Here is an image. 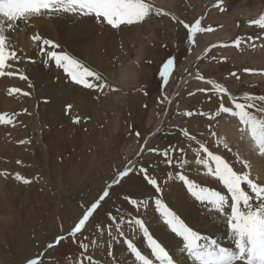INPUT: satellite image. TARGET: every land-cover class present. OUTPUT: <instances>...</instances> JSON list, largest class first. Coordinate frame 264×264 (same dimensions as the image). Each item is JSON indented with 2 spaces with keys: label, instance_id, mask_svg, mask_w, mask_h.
<instances>
[{
  "label": "rangeland",
  "instance_id": "1",
  "mask_svg": "<svg viewBox=\"0 0 264 264\" xmlns=\"http://www.w3.org/2000/svg\"><path fill=\"white\" fill-rule=\"evenodd\" d=\"M155 1L147 0L171 15L153 14L142 23L131 25L138 41L129 46L131 53L125 61L129 69H125L127 76L123 79L128 84L125 86L119 81L112 82L122 77L114 75L110 79L105 74L122 68L116 63L117 58L108 60V68L103 63L106 69L100 72L90 65L91 61L72 57L98 73L102 78L99 82L106 87L86 89L73 83L63 68H58L42 54L40 45L31 39L35 34L40 35L38 28L32 29L25 40L29 42L27 46H31L28 51L11 43L19 60L10 61L13 67L5 71L18 69L27 79L21 80L18 75L0 76V114H7L12 120L9 124H0V264H26L31 258H39L41 264H81V261L89 264V257L91 264H120L115 258V245L126 248L125 241L139 244L144 239L142 233L127 223L122 225L123 236L110 238L114 225L109 214L118 220L139 216L147 226L146 217L157 216L152 210L137 212L124 199L125 196L152 198L153 189L142 174H132L112 187L110 196L94 212L82 232L74 238L68 233L128 161H133L137 169L141 165L147 168L162 187L172 175L193 167V163L199 165L194 162L199 143L221 155L235 170L243 168L233 149L228 151L223 144L218 146L209 131L211 125L212 131L225 140L218 124L231 117L206 118L215 113L218 95L191 76L196 74L205 81H215L236 97L264 96V29L249 23L264 15V0H160V5ZM29 19L35 20L34 17ZM197 19L201 20L202 27L214 30L196 33L195 42L189 44L187 31L176 21L192 24ZM97 26L98 37L103 32H118L107 25L98 23ZM42 36L47 39L43 33ZM115 36L116 40L121 38ZM237 38L242 41L239 47L233 46ZM104 42L106 49L112 52V43L107 38ZM91 46V51L93 48L97 51ZM21 48L27 55L21 53ZM46 49L45 52L51 50ZM52 51L61 54L58 49ZM169 58L174 60V65L166 70V78L162 80L160 73L165 72L163 65ZM24 65L42 66L48 73L52 68L56 73H50L47 82L37 84L35 77H28ZM49 83L61 89L58 93L68 91L66 98L64 94L59 96L60 103L53 99L52 88L44 92L51 87ZM73 88L81 91L86 99L82 110L76 105ZM10 89L21 92L10 95ZM23 92L30 95L25 96ZM225 101L227 106V97ZM255 103L264 104L258 100ZM249 111L256 114L254 109ZM185 112L194 114L185 116ZM52 118L54 122L50 123ZM74 118H79V122L74 123ZM159 119L160 128L154 133ZM184 131L196 140H189ZM50 138L55 143L51 150L47 149ZM226 143L230 147V143ZM142 146L143 154L138 156ZM149 148L157 152H149ZM179 148L184 152L173 153V149ZM165 151L184 163L168 166L163 157ZM17 174L29 183L17 180ZM203 178L215 181L207 175ZM254 180L264 184L263 180ZM216 190H222L219 183ZM161 198L166 200L163 192ZM159 225L162 227V222ZM59 236L66 238L48 248ZM124 254L129 258L122 264H133L134 256L130 252Z\"/></svg>",
  "mask_w": 264,
  "mask_h": 264
},
{
  "label": "snow or ice",
  "instance_id": "2",
  "mask_svg": "<svg viewBox=\"0 0 264 264\" xmlns=\"http://www.w3.org/2000/svg\"><path fill=\"white\" fill-rule=\"evenodd\" d=\"M217 6H219V2ZM220 10L223 11L224 9L220 7ZM60 14L90 17L97 23L107 25L112 29L142 23L153 14L171 15L163 9L154 7L147 0H0V76L18 75L21 80L27 79L26 76L20 74L18 69L15 72L5 71L13 67L10 61L19 60L17 51L11 45L7 35L16 22L28 21L31 17ZM172 19L175 20V17H172ZM176 22L182 24L187 31V42L189 44L195 42L196 33L214 30L211 27H202L200 19L195 20L192 24L182 20ZM249 23L264 29V15L260 16L259 19L249 21ZM31 39L40 45L42 54L47 55L49 60L54 61L58 68H63L73 83L86 89L103 90L106 87V84L99 82L102 78L98 73L84 67L78 60L67 54H58L53 51L45 52V47L49 49L57 47L52 41L43 39L39 34L33 35ZM241 43L242 41L237 38L233 42V46L239 47ZM172 65H174V60L169 58L163 65L165 72L160 73L162 80L166 78V70ZM245 71L252 72L253 70L245 69ZM232 75L235 76V73ZM199 79L203 80L204 78L199 77ZM209 83L218 95L219 103L215 113H210L206 118L209 120H218L221 116L235 118L240 125L241 139L250 141L251 149L264 158V104L255 103L257 100L264 102V96L245 95L236 97L215 81ZM200 91L207 90L200 89ZM17 92H21V90H9L10 95ZM22 94L25 96L30 95L28 92ZM225 97H227V106ZM66 107L70 109L71 105ZM249 109H254L255 113L262 115L258 116ZM193 114L192 112L184 113L185 116H192ZM197 114L203 115V113ZM11 122V117L7 114H0V124ZM73 122L78 123L79 118H74ZM209 131L216 138L218 146L223 144L228 151H231L226 141L215 131H212L211 125H209ZM137 135L139 136L138 133ZM184 135L189 140H196V137L190 135L187 131H184ZM143 151L144 146L141 147V151L137 155H142ZM148 151L157 152L154 148H149ZM176 151L183 153L184 149H173V153ZM163 157L170 167L173 163L180 165L184 163L183 160H176L174 155L169 156L167 151L163 153ZM236 159L243 166L240 171L235 170L221 155L211 152L205 144L199 143L198 145L195 162L205 170L208 177L219 183L222 190H214L199 184L183 174L176 176V179L181 182L190 197L201 204L207 205L210 211L224 218L228 235H230L233 244L231 248L221 246L216 240L194 231L181 215L161 198L163 187L158 179L150 175L148 169L142 165L137 169L133 161H128L123 170L117 171L115 178L102 190L98 198L87 207L69 231L68 236L74 238L82 232L94 212L110 196V189L120 184L126 177L138 172L142 174L146 184L153 189L152 198L134 199L125 196L124 199L137 212L141 209L154 211L166 230L178 238L179 244H182L181 252L186 253L192 264H264V184H260L251 178V165L247 159L241 157L239 153L236 154ZM15 178L22 180L23 183H29L28 180L23 179L18 174ZM109 216L114 225V233L109 232L110 238L114 239L124 235L122 228L124 223L135 227L138 232L142 233L147 248L150 250L151 258L142 254L131 241H125L137 264H177L162 242L154 238L144 219L135 216L130 219L121 218L118 220L111 214ZM65 238V236H59L47 247L53 248ZM81 248L86 251L83 244H81ZM88 259L89 264H91V258ZM26 264H41V260L31 258L27 260ZM81 264H83V261H81Z\"/></svg>",
  "mask_w": 264,
  "mask_h": 264
},
{
  "label": "bare ground",
  "instance_id": "3",
  "mask_svg": "<svg viewBox=\"0 0 264 264\" xmlns=\"http://www.w3.org/2000/svg\"><path fill=\"white\" fill-rule=\"evenodd\" d=\"M155 2L159 5L161 4L160 0H156ZM34 19H35L34 21H32V19H29L28 21L16 22L13 29L7 33L10 41H12L11 42L12 44L15 45L17 44V47L22 46L24 47V49L28 51L29 49H31V46L30 45L27 46V43L29 42L26 43L25 40L27 39V36L32 33V29L38 28L41 36L43 33L44 38L51 40L53 43L57 45V47L53 49L54 51H57L58 49L59 50L58 52H61V54H67L68 56L75 57L76 59L79 60L81 59L84 61L87 60V62L91 61L90 65L96 66L100 70V72L103 71V69H106V66L108 68L107 65L108 60L112 58H117L116 63L120 65L122 68L118 70H113L111 72L108 71V73L105 72V74L110 79H112L114 75H118L120 76V78L122 77V79L119 80L116 78L112 80V82L119 81V84L121 86H125V84H128V82L126 83L125 81H123L124 77L127 76L126 70L129 69L127 67L128 64H125L126 63L125 61L126 58L129 57V54L131 53V49L129 46L133 43H137L138 41L134 38L135 37L134 33L136 32V30H134L133 26H122L120 29H118V32L116 31L117 33L112 32L111 34H109L103 32L98 37V33H99L98 31L99 27L97 26L98 23L93 18L90 17H80V16H72L70 14H60L55 16H48V15L38 16V17H34ZM20 27H23V29L21 28V30H19ZM115 34H117L118 37L121 38L119 40L118 39L116 40ZM106 38L107 41L112 43L113 46L112 52L106 49V45L104 42ZM108 39L110 40L114 39V40L110 41ZM119 41L120 42L122 41L120 43L121 45L119 44ZM18 42L20 45L18 44ZM91 45H93L97 49V51L96 50L93 51L94 48L91 51L90 50ZM46 48L47 47H45V49ZM24 49L21 48L20 51L21 53L23 51V53L27 55V51H25ZM49 51H52V49ZM102 51L103 53L101 54ZM44 63H46V61ZM103 63H105L106 66ZM25 67H26L25 72L28 74V77L30 78L35 77L37 84L38 83L41 84L42 82H44V80L45 82H47L46 79L48 78L49 74L52 73V75H54L56 73L55 70L52 68H49L50 72L48 73L47 71L44 70V67L42 66H37V67L31 66L32 67L31 68L26 65ZM196 76H197L196 74H193L191 78L195 77V80L202 83L204 86L206 85L207 87L212 88L211 83H209L211 81L201 80ZM30 84L32 85V79ZM49 84L51 87H47L44 92L46 91L48 92V90H51L52 88L53 89L52 92H54V94L53 93L51 94L54 97L53 99L57 100V103L61 102L60 101L61 95L64 94L63 98L64 97L66 98V94L68 91L65 93L63 92L58 93V91H60L61 89L58 86L55 87L56 85H53V83H49ZM54 89L56 90L54 91ZM71 92L77 98L76 105L79 104V108L80 109L83 108L82 105L86 99H84V97L82 96L81 91L73 88L71 89ZM256 115L260 116L262 114L256 113ZM51 122H54V118L51 119L50 123ZM160 125H161V120L159 119L156 123L154 133L156 131L158 132ZM218 127L220 128V131L223 134L225 140L228 141V143H230V148L233 149L235 156L237 153H239L241 157L249 161L251 165V169H250L251 176L255 175L253 177L254 179H259L264 181V158L257 155L251 149L250 141L246 139L243 140L241 139V133L239 132L240 125L238 121L232 117L226 118L223 121L219 122ZM49 141L50 142L48 144L47 149L49 148V150H51L52 148L55 147V143L52 142L51 138ZM188 172L189 174H187ZM178 174H183L187 178H190L191 180L199 184H202L204 186L210 187L214 190L217 189L218 182L214 180H213L214 182H211L208 179L205 180L203 178L206 175L205 170L200 165H196L193 163V167L191 168L186 167L184 171L176 173L168 178L167 182L163 187V195L165 196L166 199L165 201L181 215V217L185 220V222L194 231L200 233L202 236H208L209 238L216 240L217 243L221 246L231 248L233 244L230 235H228V230L226 224L224 223V218L218 216L215 212L210 211L207 205L201 204L195 201L192 197H190L186 193L181 182L178 179H176V176ZM82 215L83 213L80 215V217ZM146 220L148 223V227L151 233L153 234L154 238L162 242L163 246H165L167 250L170 252V254L174 257L177 264H192L191 259L187 257L186 253L181 252L180 248L182 247V244H179L178 238L174 237L173 234H171L166 229H164L163 226L161 227L159 225L161 221L158 219L157 216H153V217L147 216ZM134 245L142 252V254L151 258L150 250L147 248L146 242L144 240H141V243ZM127 252H130L127 246L126 248H124L122 245H117V246L115 245L114 247L115 258H117L120 264H122V262L123 263L128 262L129 255L124 254ZM133 264H137L136 260L133 262Z\"/></svg>",
  "mask_w": 264,
  "mask_h": 264
}]
</instances>
